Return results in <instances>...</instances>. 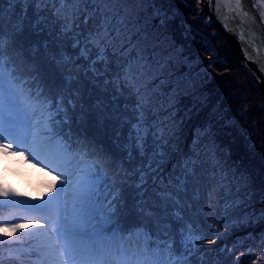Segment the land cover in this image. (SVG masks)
<instances>
[{"label": "snow or ice", "instance_id": "snow-or-ice-1", "mask_svg": "<svg viewBox=\"0 0 264 264\" xmlns=\"http://www.w3.org/2000/svg\"><path fill=\"white\" fill-rule=\"evenodd\" d=\"M169 19L158 0H0V158L47 178L31 196L0 176V264H206L209 172L226 189L218 223L264 220L211 124L179 147L193 81L173 80L179 50H161Z\"/></svg>", "mask_w": 264, "mask_h": 264}, {"label": "trees", "instance_id": "trees-1", "mask_svg": "<svg viewBox=\"0 0 264 264\" xmlns=\"http://www.w3.org/2000/svg\"><path fill=\"white\" fill-rule=\"evenodd\" d=\"M158 3H162L171 17L160 32L169 39L174 49L179 50L178 69L175 70V64L171 66L173 77L178 74V79H186L191 71V75L201 80L194 91H183L178 97L176 116L177 119L183 118L179 147L185 153L189 152L196 129L211 124L216 143L226 150L228 164L246 171L250 176L248 186L255 195L254 203L247 211L254 209L256 216H259L264 212V204L260 203V197L264 196V100L258 80L238 59L216 24L208 22L205 14L199 15L196 0H158ZM92 133L90 129L89 135ZM98 140L103 141L105 146L110 143L103 133L98 135ZM210 173L207 174L205 186H198V190H201L199 208L202 209L198 219L202 221V228H214L215 231H204L200 244L204 239L212 238L216 243L211 248H205L218 250L225 244L233 251L226 255L217 252L212 257L207 255L206 264H215L217 259L222 264H246L249 258L245 257L243 263L236 261L234 250H244L254 240L264 238V220L253 217L244 221L221 217L224 223H218L213 218L214 209L210 205L213 195L226 189H218L215 182L211 183ZM190 214L195 223L196 210L193 209ZM217 235L222 238L216 239ZM5 264L17 262L6 259Z\"/></svg>", "mask_w": 264, "mask_h": 264}, {"label": "water", "instance_id": "water-1", "mask_svg": "<svg viewBox=\"0 0 264 264\" xmlns=\"http://www.w3.org/2000/svg\"><path fill=\"white\" fill-rule=\"evenodd\" d=\"M199 6L255 74L264 100V0H240L239 8L236 0H199Z\"/></svg>", "mask_w": 264, "mask_h": 264}, {"label": "rangeland", "instance_id": "rangeland-1", "mask_svg": "<svg viewBox=\"0 0 264 264\" xmlns=\"http://www.w3.org/2000/svg\"><path fill=\"white\" fill-rule=\"evenodd\" d=\"M196 1L199 7V15H200L199 0H196ZM204 14L207 16V20H208V15L206 13ZM160 42H161V50L171 51L174 49L173 46L169 44V39L165 37L164 35H161ZM173 64H175L174 66L175 70L178 69V62H174ZM177 75L173 77V80L178 79ZM190 78L194 84L188 90L194 91L197 87L200 86L201 80L199 77L197 76L195 77L194 75H191ZM6 163H9V162H6L2 158H0V176L4 178L6 183L9 184L12 188L16 189L17 192L28 193V194H31V196H36L37 193L33 191V187H39V185L44 180L47 179L39 171V165L37 166V168H32L30 165L9 164V171L5 172L4 169H5ZM211 183H212V179H211ZM198 193H201V190H198ZM210 193L212 192L210 191ZM213 196H214L213 198L214 201L212 200V205L216 204V202L218 201L219 194L217 193ZM207 240L208 239H204L203 242H201L202 250L204 249L210 250L205 253V258H207V255L209 257H212V255L215 254L216 252L226 255L227 253H229L227 250L231 249L230 247H227L225 244L221 245L218 250L209 249L213 246V244L206 243ZM204 246H210V247L205 248ZM221 249H224L225 251L222 252ZM236 249L234 250V259L236 261L241 260L243 263L244 262L243 259L246 261L245 257H248L249 261L246 262V264H264V239L254 240L253 244L247 245V247L243 248L244 250H241V248H236ZM28 262L30 261H27L26 264H29Z\"/></svg>", "mask_w": 264, "mask_h": 264}]
</instances>
